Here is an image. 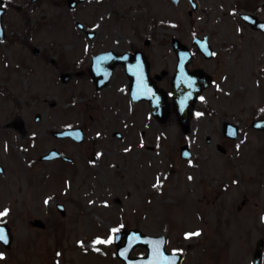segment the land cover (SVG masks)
Here are the masks:
<instances>
[{"label": "rangeland", "instance_id": "obj_1", "mask_svg": "<svg viewBox=\"0 0 264 264\" xmlns=\"http://www.w3.org/2000/svg\"><path fill=\"white\" fill-rule=\"evenodd\" d=\"M194 1L195 9L188 0H83L73 7L67 0H3L0 210L8 207L10 212L0 219L7 218L14 235L10 250L0 246L5 250L0 264H123L113 241L92 245L96 236L106 237L118 224L164 234L166 249H184L181 264H217L211 260L227 239L230 247L220 250L221 259L226 253L239 255L247 246L254 250L258 238L264 241V206L233 208L245 183L234 168L230 172L238 162L243 175L242 165L255 157L262 142L259 135L243 142L245 127L237 142L223 136L224 122L244 124L256 107H264V36L240 17L251 1ZM263 1L256 3L261 7ZM260 9L264 17V7ZM194 34L208 36L220 62L216 83L197 104L203 115L192 118L189 133H183L174 113L160 122L139 103L126 107L123 95L114 96L111 88L91 97L82 63L91 53L145 46L148 40L154 67L172 71L171 38L193 48ZM63 72L68 79L61 77ZM112 120L136 123V131L122 140L109 133L102 137ZM65 124L83 126L86 139L56 138L52 132ZM185 142L188 160L179 154ZM50 147L62 149L75 162L39 160ZM157 179L162 183L157 185ZM260 194L264 200V185ZM55 202L64 204V215ZM29 217L41 218L46 226L30 227ZM196 229H201L199 235L183 236ZM144 251L136 247L132 255Z\"/></svg>", "mask_w": 264, "mask_h": 264}, {"label": "flooded vegetation", "instance_id": "obj_2", "mask_svg": "<svg viewBox=\"0 0 264 264\" xmlns=\"http://www.w3.org/2000/svg\"><path fill=\"white\" fill-rule=\"evenodd\" d=\"M252 2L251 6H248L246 8V11H249L251 13H253L254 15H256L259 19L264 20V17H262L259 13L261 12L262 9H260L261 7H264V1L261 4V7H259L256 3V0H249ZM247 23L250 27H252L248 22ZM253 28V27H252ZM262 36H264L263 32L259 29H257ZM86 34V33H85ZM92 37V36H91ZM145 46L143 45H133V46H129L128 48L124 49V50H120V51H116L114 49L115 52H126L128 55L126 56V61L122 62V61H115L112 59H108V58H103L98 64L95 65V67L93 68V71L96 73H100V78H102V80L105 78V75L107 73L109 74L108 79L106 80V82H104L102 85L97 86L95 80L93 79L92 73L90 71V63H91V57L94 53H91L90 56H88L87 61H82V63L84 65V72L86 74V78L88 79L89 83H90V88L92 91L91 97H99L100 95H102L101 93L103 92V90L105 88H111L114 92H112V94L114 96H116L117 93L122 94L123 95V99H124V104L126 105V107H131L133 108V106H135L136 104H141L145 107H148L150 109V104L147 98H141L139 100H134V98H136L137 96H134L131 92L130 89V81H131V76H134L136 74L139 75V77L143 78V82L144 83H150L152 84L154 82L155 86L159 89H164L165 91H168V93L170 92V80L171 77L173 75L174 69H175V65H176V55L174 53V57H175V63L173 66L172 71H170L167 68H162L160 67L159 69H156L154 67V61L151 57L150 52L147 49V46L150 45V43L148 41H145ZM194 47H190L191 51H192V60L187 64V69L189 71H192L194 69H202L203 72L207 73L211 79H212V83L213 81L216 82L217 78H216V71L218 70V66H217V62H220V58H217L218 52L216 50V48H214L212 46V44H210L211 46V51H210V56L206 57V55L202 52H200L197 48V45H193ZM107 49H111V48H107ZM104 49V50H107ZM36 52V51H35ZM140 53L141 56H137L134 55V53ZM212 53H215V55H213ZM199 59L200 62L196 63L195 59ZM210 60H212L211 62H209ZM219 71V70H218ZM163 72V73H162ZM204 74V73H203ZM220 75V74H219ZM69 77V73H67L66 75V79H68ZM214 84V83H213ZM109 93V95H112ZM167 99L170 100V94L168 95ZM105 101H109L108 99H105ZM201 101V99H199V102ZM196 109H198V112H200L202 109L196 106ZM262 109H264L263 106H258L256 107L253 112H251L248 116H251L248 121H246L244 124H239V123H234L236 125V132H237V137L236 138H231L228 137L226 135L225 132V122L223 123V136H224V140L227 142H237L240 139L241 134L243 133V128L245 127V133L243 136V142H248L249 139H252V135L258 136L260 137V141L262 142V147L261 145L258 146V148H255L256 152L255 153V157L253 156L251 157H247L248 160H246V162L242 165L243 167V175H241L240 172V163L235 162L236 165H230V172H232V168H234V170H236V172H238V176L240 178V180L242 179V181L245 183L244 185H240L242 188L243 196H241L239 198L238 203H235L234 206H232L233 208L237 207L238 210H242L244 208H253V209H258L261 208L262 206H264V200L263 197L261 198L259 196V194L262 192V186L264 185V121L258 124H253L254 120H258V119H262L264 120V111H261ZM231 122V121H230ZM233 123V122H232ZM243 125V126H242ZM112 126H114V128L110 129ZM83 127V126H82ZM84 129V127H83ZM107 129L105 131V133L102 135V137H107L108 133L110 134L111 137L116 138L115 140H122L123 138H125V136H129V134L131 133V131H136V123H120L117 122L115 120H112L108 126ZM110 129V131H109ZM85 131V129H84ZM232 133V132H230ZM140 135H145V131L143 129L140 130ZM86 138V137H85ZM64 139H69L72 140L70 138H64ZM209 140V139H207ZM219 150L222 152H226V147H224L223 144H219ZM62 151V149H61ZM63 152V151H62ZM55 160H60V159H53L51 161H55ZM49 161V162H51ZM75 162V159L72 162H69V164H73ZM259 162V163H258ZM250 171V172H248ZM235 178L232 175V179ZM237 183V182H236ZM240 183V182H239ZM245 185H246V189H245ZM224 187V186H222ZM226 189V188H224ZM246 190V191H245ZM261 195V194H260ZM231 215V214H230ZM262 217H264V214L260 215V220L263 222L264 219H262ZM35 218V217H33ZM32 217H29L27 219V223L28 225H30V227L35 228L36 226L32 224ZM236 220V219H235ZM3 222L8 223V225L11 227V225L9 224L7 218L6 219H2ZM46 226V225H45ZM39 228V227H37ZM11 232H13L14 235V231L11 227ZM13 235H12V240L10 243V246H4L2 243H0V246L4 249H6L7 251L10 250L11 246H12V241H13ZM228 240V239H227ZM227 240L224 242L223 245H221L218 250H217V254H215V259L211 260V263H217V264H264V255L262 253H260V256L258 257V259L255 260L254 258V252H255V248L254 250H252V248L249 250L248 246H247V250L246 251H242L243 253H239V255H235L232 256L230 253H226L223 254L222 259L220 258L221 256L218 255V253H223L222 248H224L226 245L228 247L229 244H226ZM256 245V243H255ZM5 252V250H0V252ZM180 254V260H179V264H181V261H183V257H184V253L183 252H179ZM250 254V255H249ZM222 255V254H221ZM206 258V257H205ZM217 261V262H216ZM210 264V262H209Z\"/></svg>", "mask_w": 264, "mask_h": 264}, {"label": "water", "instance_id": "obj_3", "mask_svg": "<svg viewBox=\"0 0 264 264\" xmlns=\"http://www.w3.org/2000/svg\"><path fill=\"white\" fill-rule=\"evenodd\" d=\"M1 1L2 0H0V2ZM78 1H81V0H78ZM173 1H177V0H173ZM67 2H68V5L71 7L76 4V0H67ZM3 10L4 9L0 7V38H3L4 36V27L2 25V20H1ZM241 16L244 18L250 16L251 17L250 21L255 27L261 28L260 25L264 24V22L258 21L256 17L250 14L242 13ZM193 41L194 42L197 41L201 43L200 49L202 51H207L209 49L207 45L206 36L202 39L194 37ZM172 46L174 50L176 51V53L178 54V63L176 67V72L171 80L172 108L176 114L177 120L182 130L186 133L189 131V121L193 114L194 102L199 92L201 91V89L204 86L208 85L209 80L205 76L200 75L198 70L192 73L189 72L191 74V77H194L193 80H190L188 76L189 73L187 74V70L185 68L186 63L190 59V54L187 51L186 46L183 43H181L179 39L175 37L172 38ZM125 55L126 53L116 54V53H113L112 51H107V52L99 53L93 56V63L94 65H96L100 62V60H102L103 58H109V56L112 57L113 58L112 60H115V61L123 60ZM92 76L96 82H98V80H100V77H101L100 73L98 74L95 72L92 73ZM63 77L65 78L66 75L64 74ZM139 82H140V79L138 78L137 75L132 77L131 90L133 93H136V94L140 93V88L138 86ZM148 89H151V88H148ZM189 93H191V95H189ZM145 96H148L151 102L153 115H155L161 121L165 120V118L168 115V102L165 99L164 92L157 90L155 86H153L151 89V94L145 95ZM182 100L184 101L183 105H181ZM39 117H40L39 113H35L34 119L37 120L39 119ZM226 127H230V124L227 123ZM55 134L57 136L70 135L78 141H81L83 139V133H82L81 128L79 127L64 128L61 131L55 132ZM185 153H187V155H185ZM180 154L182 157H186V158L189 156L187 144H184L181 146ZM53 157H62L63 159L70 160L69 157L61 154L55 148H51L46 154L42 155L40 158L50 159ZM57 206L58 208H60L62 207V204H57ZM61 212L63 211L61 210ZM35 223L40 224V220L37 219ZM0 227L5 228L6 226L0 225ZM133 233L139 234L141 238L137 239L135 236H133ZM117 235H118V238H115V243L117 246L116 254L124 261L125 264H148V260L150 259L153 253V242L160 237H163V243L161 247L165 250L164 248L165 237L162 234L151 235V234L143 233L137 228H131V229L122 228ZM122 236H124L125 242L120 245L118 244V239H120ZM261 243H262L261 240L258 241L257 249L255 253L256 256H258L259 254ZM137 245L144 246L147 250L146 254L142 256H130V251ZM165 253L170 256H175L176 264H177V261H178L177 254L169 253L166 250H165Z\"/></svg>", "mask_w": 264, "mask_h": 264}, {"label": "snow or ice", "instance_id": "obj_4", "mask_svg": "<svg viewBox=\"0 0 264 264\" xmlns=\"http://www.w3.org/2000/svg\"><path fill=\"white\" fill-rule=\"evenodd\" d=\"M6 6V5H5ZM233 13L236 12V9H232ZM246 19H251V17H246ZM168 23L170 24H175L174 21H168ZM93 27H98V25H93ZM260 27L262 29H264V24H261ZM238 31H241V29H237ZM213 55H215V53H212ZM190 80H193L194 77H189ZM213 83H216L215 81H213ZM217 88H219V85L217 84ZM140 93L142 95H149L151 94V89L147 88V85L143 82V78L141 77L140 80ZM133 95L135 96L136 93H133ZM189 95H191V93H189ZM202 101L205 100V97L200 96L199 97ZM75 102V101H74ZM184 101H181V105H183ZM261 111H264V109H262ZM197 116H201L203 115L202 112H196ZM33 136L36 135V133H32ZM97 136L101 135V133L97 132L96 133ZM240 145H237V148H239ZM131 148V145H129V148L124 149V151H128ZM97 156H100L101 153L97 152L96 153ZM185 155H187V153H185ZM189 163H191V161H189ZM189 179H192L191 176H189ZM160 183H162L161 180L157 179V185H159ZM233 183H236V181H233ZM155 186V185H154ZM227 187V186H226ZM44 203L47 204L49 203V198H45ZM102 203L107 204L108 201H103ZM10 212V208L5 207L2 210H0V217H4L6 216L8 213ZM262 219H264V217H262ZM124 225L123 224H118V225H114L110 230H109V234L106 237L103 236H96L93 240H92V245L95 247L96 244L98 243H104V244H108L111 243L115 238H118V233L120 231L121 228H123ZM201 232V229H196L195 232L192 231H188L184 233V236L187 237H191L193 235H199ZM133 236H135L137 239H140L141 237L139 236V234L137 233H133ZM146 239V238H145ZM0 241H4L5 243L8 242V234L6 232V230L3 227H0ZM77 243L80 244H84V241H77ZM163 243V237H160L158 239H156L153 242V253L152 256L150 257V259L148 260V264H176V259L175 256H170L167 255L165 253V250L161 247ZM87 250V249H85ZM96 251H100L99 248L95 249ZM184 249H177L174 248L172 249V253H178V252H183ZM123 254V253H121ZM57 255H60V253H57ZM5 256L4 252H0V258H3Z\"/></svg>", "mask_w": 264, "mask_h": 264}]
</instances>
